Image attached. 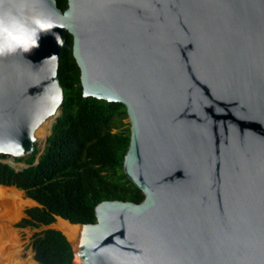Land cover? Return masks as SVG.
<instances>
[{
	"label": "water",
	"instance_id": "water-1",
	"mask_svg": "<svg viewBox=\"0 0 264 264\" xmlns=\"http://www.w3.org/2000/svg\"><path fill=\"white\" fill-rule=\"evenodd\" d=\"M28 7L54 26L30 53L0 57V155L33 154L54 117L51 132L69 34L82 96L125 108L122 169L143 195L62 223L73 264H264V0Z\"/></svg>",
	"mask_w": 264,
	"mask_h": 264
},
{
	"label": "trees",
	"instance_id": "trees-1",
	"mask_svg": "<svg viewBox=\"0 0 264 264\" xmlns=\"http://www.w3.org/2000/svg\"><path fill=\"white\" fill-rule=\"evenodd\" d=\"M65 10L67 0H55ZM63 90L60 115L52 125L45 147L15 161L27 168L16 171L0 161V187H14L38 206L24 211L20 229H40L30 240L36 264H73V252L65 235L50 226L95 222V206L103 201L139 203L143 195L122 169L129 143V124L121 104L84 98L80 72L72 56V37L67 34L58 70ZM7 156L0 155V160Z\"/></svg>",
	"mask_w": 264,
	"mask_h": 264
},
{
	"label": "rangeland",
	"instance_id": "rangeland-1",
	"mask_svg": "<svg viewBox=\"0 0 264 264\" xmlns=\"http://www.w3.org/2000/svg\"><path fill=\"white\" fill-rule=\"evenodd\" d=\"M123 122L128 124V119ZM36 157L38 158L45 147V140L50 135V127L44 134L36 132ZM5 163L15 162L12 166L17 168L25 165L10 157L2 160ZM35 204L25 197L24 193L14 187H0V264H36L30 248V240L35 232L40 229L16 228L15 224L24 217V211L34 207ZM61 221H57L50 227L60 230Z\"/></svg>",
	"mask_w": 264,
	"mask_h": 264
},
{
	"label": "clouds",
	"instance_id": "clouds-1",
	"mask_svg": "<svg viewBox=\"0 0 264 264\" xmlns=\"http://www.w3.org/2000/svg\"><path fill=\"white\" fill-rule=\"evenodd\" d=\"M54 25L30 14L28 0H0V57L39 47Z\"/></svg>",
	"mask_w": 264,
	"mask_h": 264
},
{
	"label": "bare ground",
	"instance_id": "bare-ground-1",
	"mask_svg": "<svg viewBox=\"0 0 264 264\" xmlns=\"http://www.w3.org/2000/svg\"><path fill=\"white\" fill-rule=\"evenodd\" d=\"M54 120V117L51 119V120H46L39 128H38V130L36 131V132H38V134L40 133V135L41 134H44V131L48 128V127H50L51 126V124H52V121ZM37 133H35V135H36ZM35 204V203H34ZM36 205V204H35ZM62 223H64V224H68V223H66V222H63V221H61ZM68 225H70V224H68ZM62 227V226H61ZM60 231H61V229H60Z\"/></svg>",
	"mask_w": 264,
	"mask_h": 264
}]
</instances>
